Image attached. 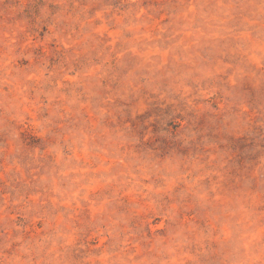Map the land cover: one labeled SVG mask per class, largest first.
I'll return each instance as SVG.
<instances>
[{"label": "rangeland", "instance_id": "1", "mask_svg": "<svg viewBox=\"0 0 264 264\" xmlns=\"http://www.w3.org/2000/svg\"><path fill=\"white\" fill-rule=\"evenodd\" d=\"M0 264H264V0H0Z\"/></svg>", "mask_w": 264, "mask_h": 264}]
</instances>
